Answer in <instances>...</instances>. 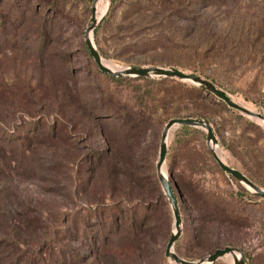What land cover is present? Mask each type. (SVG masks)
I'll return each instance as SVG.
<instances>
[{
	"label": "rangeland",
	"instance_id": "obj_1",
	"mask_svg": "<svg viewBox=\"0 0 264 264\" xmlns=\"http://www.w3.org/2000/svg\"><path fill=\"white\" fill-rule=\"evenodd\" d=\"M92 3L0 0V264H175L155 168L170 118L208 120L222 160L264 190V123L187 81L99 71L84 42ZM102 6L105 64L194 73L264 115V0ZM188 128L172 130L164 165L181 215L174 252L196 261L232 246L264 264V199Z\"/></svg>",
	"mask_w": 264,
	"mask_h": 264
},
{
	"label": "water",
	"instance_id": "obj_2",
	"mask_svg": "<svg viewBox=\"0 0 264 264\" xmlns=\"http://www.w3.org/2000/svg\"><path fill=\"white\" fill-rule=\"evenodd\" d=\"M97 0H93L91 6V16L89 19V23L85 30V38L84 42L89 51L90 56L93 59L94 64L98 68L99 71L110 74L116 77L122 76H131V77H165V78H173L181 81L190 82L196 86H200L208 93L214 95L217 99L224 102L229 108L237 110L242 114H245L255 120L264 121V115L255 111H251L246 107L232 101L226 94H224L215 84L211 81L202 78L201 76L194 73H186L174 68L160 67V66H149V67H120L118 69H111L103 63L102 57L94 43L93 40V31L99 21L96 17L95 12V2ZM178 126L185 127H195L202 128L206 131V141L208 143L209 149L212 153V156L217 163L218 167L225 173L230 174L237 181L244 184L245 186L252 189V192L257 196L264 199V190L257 186L254 182H252L248 177H246L241 171L228 166L222 158L216 153L213 147L217 148V139L214 135L213 128L210 125L209 121L202 118H192V117H174L170 118L164 125L160 142H159V152L158 158L156 161V175L157 179L160 183V186L170 204V207L173 212L174 217V232L170 235V238L166 244L165 248V256L174 261L175 264H214L218 259L226 256L227 254L234 255V260L232 264H247L244 259L243 253L236 247L225 246L223 248H217L212 253L207 256L198 259L196 261H189L178 254H176L173 250L174 244L181 233V215L180 209L178 206L177 198L172 189L170 180L166 174L162 172V169L165 168V158L167 154L168 140L172 130ZM219 151V150H218ZM236 253H239V257H236Z\"/></svg>",
	"mask_w": 264,
	"mask_h": 264
},
{
	"label": "bare ground",
	"instance_id": "obj_3",
	"mask_svg": "<svg viewBox=\"0 0 264 264\" xmlns=\"http://www.w3.org/2000/svg\"><path fill=\"white\" fill-rule=\"evenodd\" d=\"M102 3H103V0H97V1L95 2V5H94L97 19H99V15H101V14L104 13V11H105L104 7L102 6ZM103 63H104V61H103ZM104 64H105V63H104ZM105 65L108 66V67L111 68V69H117V68H113V67H111V66H109V65H107V64H105ZM247 109H248V108H247ZM249 110H251V109H249ZM251 111H252V110H251ZM258 121H260V120H258ZM261 122L264 123V121H261ZM213 148L215 149L216 153L220 156V153H219L218 149H217L216 147H213ZM220 157H221V156H220ZM162 172L165 174V168L162 169ZM251 190H252V189H251ZM238 254H239V253H238ZM227 255H230V254H227ZM227 255H226V256H227ZM235 255H236V257H239V256L237 255V253H236ZM233 260H234V256H232V257L230 258V262H231V264L233 263Z\"/></svg>",
	"mask_w": 264,
	"mask_h": 264
},
{
	"label": "trees",
	"instance_id": "obj_4",
	"mask_svg": "<svg viewBox=\"0 0 264 264\" xmlns=\"http://www.w3.org/2000/svg\"><path fill=\"white\" fill-rule=\"evenodd\" d=\"M101 55V54H100ZM114 79H118V78H116V77H113ZM166 79H173V78H165V77H160V80H166ZM214 84V83H213ZM198 90H200V91H205L203 88H201L200 86H197L196 87ZM181 129H184V130H187V129H191V128H188V127H185V126H179ZM170 180V183H171V186H172V189H173V191H174V187H173V185H172V181H171V179H169Z\"/></svg>",
	"mask_w": 264,
	"mask_h": 264
}]
</instances>
